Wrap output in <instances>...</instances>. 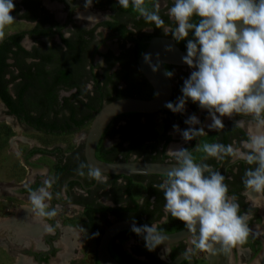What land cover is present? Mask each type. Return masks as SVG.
<instances>
[{
  "label": "clouds",
  "instance_id": "9594fccd",
  "mask_svg": "<svg viewBox=\"0 0 264 264\" xmlns=\"http://www.w3.org/2000/svg\"><path fill=\"white\" fill-rule=\"evenodd\" d=\"M118 4L124 9L131 7L156 28L165 24L158 0L151 7L148 0H118ZM92 5L93 0H84L85 10ZM15 7L13 0H0V39L5 28L16 21L12 15ZM167 15L175 27H163V31L177 42L187 41L182 59L193 71L184 79L182 95L175 103L166 102L165 107L173 113H185L190 100L207 111L209 131L225 128L224 117L233 120V129L243 128L249 121L255 131L249 129L239 145L205 142L196 148L218 161H243L249 165L242 178L245 188L264 193V0H173ZM166 75L171 78L173 74ZM184 122L189 126L186 129L173 125L184 141L205 135L197 115ZM166 152L176 163L156 188L163 193L166 216L181 221L190 233L187 253L227 254L244 244L250 232L249 215L241 214L237 198L229 195L225 176L207 163H197L188 148L170 147ZM85 168L94 180H106L102 170L90 164L82 163L78 174L85 175ZM51 187L52 182L44 180L42 186L29 192L31 211L38 217L53 219L58 215V208H50L46 202L53 199ZM56 227L58 223L47 225L46 230L54 233ZM132 230L143 236L149 251L160 246L163 237L156 224L137 227L133 223Z\"/></svg>",
  "mask_w": 264,
  "mask_h": 264
},
{
  "label": "flooded vegetation",
  "instance_id": "af4514ba",
  "mask_svg": "<svg viewBox=\"0 0 264 264\" xmlns=\"http://www.w3.org/2000/svg\"><path fill=\"white\" fill-rule=\"evenodd\" d=\"M165 1L166 2L164 6L160 7V9H162L161 17L165 21L163 27H175L174 21H172L167 15L168 8H170L172 5H169L167 0ZM13 2L16 6L15 11L12 12L14 18L19 21L32 23V25L28 28L8 31L4 34V36L21 30H30L34 28L36 24L41 23V26L43 28L50 27V30H57L58 27H60V29H58V32L54 33L51 37H39L40 39L47 38L48 40H52L58 43L60 42L58 33H61V35L64 37H69L74 34L77 27H81L86 30L93 29L96 41L92 49L90 50L88 63L93 66L92 72L98 73L97 78L100 80L104 79L102 78L101 74L105 73V60L103 54L110 51H99V46L101 44L100 41L105 39L104 37L106 35L117 38L120 41V47L118 52L111 51L112 53H114V55H118L120 51H125V49L129 48L133 44L131 40L120 37L118 32L110 30V28L105 25L104 21H114L117 19L116 14L112 11V2L110 0H93L92 7L105 12V15L88 25L80 24L74 18L75 10L84 8V0H73L72 4H69L68 0H13ZM154 2H156V0L151 1L152 4ZM77 6H79V8H77ZM56 9H60L59 13ZM86 14L88 15V17L90 15H92L93 17V14H91L90 12H86ZM80 15L84 16L85 14L80 12ZM108 15H111V17L105 18V16ZM136 17L138 18V15ZM125 26L130 30L136 31V26H134L131 22H127ZM163 27L160 29L156 28L154 24H148L142 26L140 28V32L153 33V36L165 35L173 39L170 34L166 35L164 33ZM25 37H29L34 44V40L32 39L29 32L23 34V36L20 38V44H22L21 41ZM55 37L58 38V41L55 39ZM151 37L145 39L147 40V43ZM175 42L181 48L184 45V41ZM121 45H123L122 48ZM95 55L101 56L103 62L102 65L101 63L97 64L94 62ZM178 67L183 69V73L182 76H179V80L175 81L174 68ZM119 68H121V66L118 62H116L107 73H114L118 71ZM165 68L167 72H171L173 74L170 78L172 83V91L167 102L175 103L177 98L182 95L181 88L183 86L184 79L189 77V73L188 71H186V69L190 67L188 65L181 66L174 64H165ZM131 74H134V78L132 77V79H134V81H137L138 84H134V92H131L125 96L144 98L151 97L154 94V90L150 83L146 80L144 75L141 73L138 60L137 65L133 66ZM130 81L133 82V80ZM92 82L93 81L90 80L86 84L89 83L91 86ZM123 83H126V81H124ZM2 104L4 103L2 102ZM4 112L8 116H10L9 118L19 120L12 113H9L7 111L6 106L4 108ZM151 113L154 120V126L158 130V133L155 136L158 141H154L156 150H154L153 152H156L159 158V160L152 161H174L170 159L172 158V156H170V154L166 152L168 144L171 141H178L174 136L175 131L173 129V125H179L180 129H186L189 126L185 124V119H187V117L192 114L197 115L202 125L205 126V135L197 137L196 140L193 141L186 142L183 140L181 142V146L184 148H188L192 152V155L197 163H207L213 170L220 171L225 176V183L229 187V195L235 196L237 198V202L240 205L241 214L247 212L249 215L247 223L250 232L247 241L244 244L238 245L236 248H233L231 252L227 254L210 253V256L207 255L208 258L212 259L210 263L264 264V193H255L245 188L242 182V178L244 177L245 170L249 167V165L245 164L243 161L238 160L233 162L231 158H225L223 161H218L215 158L206 157L205 154L199 155L200 152L196 151V145H202L205 142L223 144L233 143L235 145H239L240 141L246 138V134L249 129L255 131L251 123L246 120L245 126L243 128L233 129V120L229 119L228 117H224L223 121L225 124V128L209 131L206 125L209 124V122L211 123V121L208 118L207 111L201 110L197 104L192 103L190 100L186 105L185 113H173L165 106L160 110ZM117 116L112 118L108 123L105 128V130L107 129L106 131L110 132L112 127H119V125L125 122L123 119H117ZM6 118L8 119V117ZM238 118L239 117H237V119ZM22 122L25 123L24 121ZM29 126L32 127L31 125ZM36 130L46 133L40 129ZM167 136L170 139L169 141L165 142V138ZM114 137H117V140L113 142H107L108 138L111 139ZM121 140L122 136L120 134L116 133L115 135H111L107 133L102 139L101 145L104 149H109L110 146ZM127 146L128 141L122 140L121 147L119 149L122 150ZM121 154L122 153H120L119 156L122 158ZM35 156H52L53 163L50 166H44V168L42 170H39L38 172L36 171L33 177L29 176L30 171L27 170L25 178L18 181L17 186L11 184L9 186V191L7 194H9V197L17 196L20 198H24L25 200H29L30 190H34L42 186L44 180H50L52 182V187L51 189H49V191L52 193L53 199L46 202L50 205V208H58V215L53 219H47L35 215L34 219H32V211L29 210V208H26L21 204H19L18 206L13 205L12 208L9 209L10 212L8 214V218L4 219L3 222L0 220V248L4 250V252H1V255H6V258H2V260L7 261L9 264H70L72 260L78 257H82L83 253L78 256V246L74 244L70 240V238L68 239L69 241L63 238L64 232L62 225L66 219H74V217L82 215L85 219V222L90 227V231L92 232V240L96 243V247L98 241L96 242L95 229L90 225V220L92 222H96L99 229H104L103 226L105 227L107 225V221L112 222L116 219H132L117 218V215L111 213L106 208L107 206L115 205L114 200L110 197L111 193L108 191V185L104 184V182H106L110 177L107 175V173H102L104 176H106V180L104 181H96L92 177H90L87 174V168L84 169L85 175L81 176L78 174L77 170L79 166L82 163L87 164L83 155V145L73 146L68 150H64L59 145L53 146L51 148L33 146L29 147L24 154L20 155V157L28 163L29 168L31 169H33V167L29 159ZM127 159L145 160L144 155L136 154H131ZM145 175H147V177H143V180H133L131 183V188L134 181L142 182L144 186V184H146V181H148L150 178H155L156 182H158L157 184H159L165 178L162 177V175L166 174L146 173ZM116 180L120 183L126 182V179L123 177V175L117 176ZM1 182L5 183V181ZM9 182H11V180ZM13 183L15 182L13 181ZM57 193L60 194L59 197L56 196ZM158 193L160 199L162 200V213L150 223V226L152 223H154L157 225L159 231H175L172 230V227H174L177 222L180 223L181 221L169 218L170 215L166 216L164 212L165 200L163 193L160 190ZM146 194L147 191L144 188L143 196H141L140 198L136 196L135 197L139 202H141ZM123 196L125 195L123 194ZM257 199L259 200L257 201ZM10 202L14 203L13 201ZM121 202L125 203V200L122 199ZM5 209L8 210L7 207H5ZM129 215L131 214L125 212L123 214V216L126 217H128ZM57 223L59 224V227H56L54 233H50L46 230L47 225H52L55 227ZM124 234L126 233L123 232L115 238L116 242H118L119 239L121 240L120 245L122 247V250L132 253V255L139 259H144V255H138L134 251V248H136V246L138 245L137 237L131 233L128 235V237L121 239L120 236H124ZM172 244H183L179 252L185 251L189 247L188 238ZM172 244L166 245L168 260L171 259L170 251L172 250ZM179 252H177V254ZM110 253L117 259L114 253ZM193 255L195 257L194 264H198L196 252ZM168 260L164 261L167 262ZM120 262L124 264L122 261ZM180 263L186 264V260L184 259ZM88 264H99V261L96 257V250L95 252H92Z\"/></svg>",
  "mask_w": 264,
  "mask_h": 264
},
{
  "label": "trees",
  "instance_id": "16d2710c",
  "mask_svg": "<svg viewBox=\"0 0 264 264\" xmlns=\"http://www.w3.org/2000/svg\"><path fill=\"white\" fill-rule=\"evenodd\" d=\"M110 1L117 19L104 21L105 25L110 30L118 32L120 37L131 40L133 44L125 51H120L118 55H114L111 51L103 54L105 73L101 75L104 79H98V73L92 72L93 66L88 63L90 50L96 41L93 29L77 27L74 34L69 37L58 33L60 42L57 43L47 38L40 39V36L51 37L60 27L57 30H50V27L43 28L41 23H38L30 30L13 32L0 39V99L9 113L46 133H73L89 123L104 102L134 92V84L137 85L138 82L132 79L134 74H131V70L134 65H137L138 58L148 44L145 39L154 34L140 32V28L148 23L143 18H137V14L131 7L124 9L118 4V0ZM151 1L148 0L149 7L152 5ZM167 1L169 5H172L173 2ZM160 15L162 16V9H160ZM127 22L136 26V31L126 28ZM26 32H29L34 40L30 48L20 44V38ZM186 43L187 41H184L183 49H186ZM116 62L121 68L114 73H107ZM90 80L93 81L91 86L85 88V84ZM124 81L126 83H123ZM62 89H70V92L62 94ZM116 118L123 119L125 122L119 127H112L110 132L106 131L107 129L104 130L95 149V155L98 158L125 160L131 154H136L144 155L145 160H159L156 152H153L156 150L154 141L157 140L155 136L158 130L154 126L152 113L126 112ZM107 133L120 134L122 140L128 141V146L120 150L121 140L109 149H104L101 142ZM169 139L167 136L165 142ZM120 153L122 158L119 156ZM107 175L110 177L104 184L108 185L110 197L115 205L106 208L117 215V218H132L150 226V223L161 215L162 200L158 195L159 190L156 188L158 182L155 178L146 181L144 188L147 194L139 202L131 191V183L133 180H143V177L147 175ZM119 175H123L126 182H117L116 178ZM165 176L162 175V177ZM122 199L125 203L121 202ZM124 212L131 215L123 216ZM110 222L107 221L106 224ZM89 223L95 229L97 242L103 229H99L96 222L90 220ZM182 226H184L182 222H177L172 230ZM123 232L126 234L120 236L121 239L128 237L131 233L137 237L138 245L134 251L138 255H144V259H139L132 253L122 250L121 240L116 242L115 238ZM182 246L183 244H172L170 258L175 256ZM109 249L124 264L167 263L157 256L156 249L148 250L143 236L128 229L117 232L111 238Z\"/></svg>",
  "mask_w": 264,
  "mask_h": 264
},
{
  "label": "rangeland",
  "instance_id": "374dc122",
  "mask_svg": "<svg viewBox=\"0 0 264 264\" xmlns=\"http://www.w3.org/2000/svg\"><path fill=\"white\" fill-rule=\"evenodd\" d=\"M158 2L160 7H162L166 1L158 0ZM56 10L59 13L60 9ZM80 12L85 14L84 16L81 15L83 18H77V16L80 15ZM86 12L93 14V17L88 18ZM104 15L105 12L92 7L87 10L84 8L76 9L74 18L78 23L88 25L91 22L102 18ZM31 25L32 23L16 20L12 25L5 28L4 33L12 30L28 28ZM104 38L105 39L100 41L101 44L99 46V51L104 52L110 50L112 52H118L120 41L117 38H113L108 35H106ZM55 39L57 40L58 38L55 37ZM21 42L26 48H30V46L33 44V41L29 37L23 38ZM101 61V56L95 55L94 62L100 64ZM186 71H188L190 75L193 69L187 68ZM182 73V68H174L175 81L179 80V76H182ZM89 87V83L85 84V88ZM69 92L70 89L61 90L62 94H68ZM4 108V104L0 102V220L2 222L4 219L8 218V214L10 212L9 209L12 208L13 205L18 206L21 204L26 208H29V210L32 208L30 200H25L24 198L17 196L9 197V194H7L9 191V186L11 184L17 186V182L25 178L27 170L30 171L29 176L33 177L36 171L38 172L39 170H42L44 166H50L53 163L52 156L31 157L29 159L33 167V169H31L29 168L28 163L25 162L24 159L20 157V155L24 154L29 147L33 146L51 148L53 146L59 145L64 150H68L73 146L83 145L85 134L89 126V123H87L83 128L68 134L43 133L30 127L22 121L9 118L10 116L5 114ZM6 117H8V119ZM174 136L178 141H171L168 144L167 150L170 147L182 145V136L177 132H174ZM115 140H117V137L111 139L108 138L107 142H113ZM196 151L200 152L199 155L204 154L202 151H198L197 148ZM170 159L174 160L173 157ZM10 180L11 182H9ZM1 181H5V183H2ZM13 181L15 183H13ZM131 191L134 196L140 198L144 193L143 183L134 181ZM258 200L259 199H257V201ZM10 201H13L14 203H11ZM5 207H7L8 210L5 209ZM34 217L35 214L32 212L31 218L34 219ZM62 228L64 232L63 238H65L67 241H69L68 239L70 238V240L78 246V256L83 253L82 257L72 260L70 264H88L92 252H95L96 250V243L92 240V232L90 231L88 224L85 222L84 217L82 215H78L77 217H74V219H66L62 225ZM166 248L167 246L163 244L156 248L157 256L163 260H168ZM1 252H4L2 248H0V256H2ZM196 254L198 258V264H211L210 262L212 259L208 258V256H210L209 252L196 251ZM6 263L7 262H5V264Z\"/></svg>",
  "mask_w": 264,
  "mask_h": 264
},
{
  "label": "water",
  "instance_id": "95a60500",
  "mask_svg": "<svg viewBox=\"0 0 264 264\" xmlns=\"http://www.w3.org/2000/svg\"><path fill=\"white\" fill-rule=\"evenodd\" d=\"M173 2V0H170ZM186 49L179 47L176 42L165 35H156L148 40L145 50L138 58L141 73L154 90L151 97L124 96L111 99L103 103L94 113L89 122L83 142V155L87 164L102 170L107 174H167L175 165V161H152L142 159L104 160L95 155L97 143L108 123L115 116L126 112L151 113L163 108L168 101L172 83L165 68V64L187 66L183 62ZM158 94V95H157ZM0 102H2L0 100ZM133 223L142 227L143 223L132 219H116L107 224L101 232L97 247L96 257L99 264H122L108 249L111 238L120 230H132ZM133 231V230H132ZM162 235L160 244L169 245L188 238L190 233L185 226L171 232L159 231ZM186 264H194L193 254L182 251L169 259L166 264H179L182 260Z\"/></svg>",
  "mask_w": 264,
  "mask_h": 264
},
{
  "label": "crops",
  "instance_id": "0c3cea01",
  "mask_svg": "<svg viewBox=\"0 0 264 264\" xmlns=\"http://www.w3.org/2000/svg\"><path fill=\"white\" fill-rule=\"evenodd\" d=\"M1 258H0V264H5V262H7V261H5V260H2V258H6V255L5 254H3L2 256H0ZM6 264H9L8 262L6 263Z\"/></svg>",
  "mask_w": 264,
  "mask_h": 264
}]
</instances>
